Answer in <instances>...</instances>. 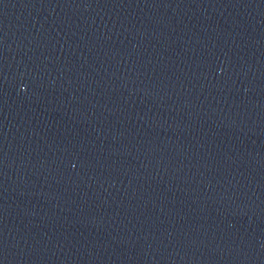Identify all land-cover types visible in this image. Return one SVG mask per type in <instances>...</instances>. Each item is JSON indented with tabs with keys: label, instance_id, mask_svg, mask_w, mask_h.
<instances>
[{
	"label": "water",
	"instance_id": "95a60500",
	"mask_svg": "<svg viewBox=\"0 0 264 264\" xmlns=\"http://www.w3.org/2000/svg\"><path fill=\"white\" fill-rule=\"evenodd\" d=\"M0 264H264V0H0Z\"/></svg>",
	"mask_w": 264,
	"mask_h": 264
}]
</instances>
